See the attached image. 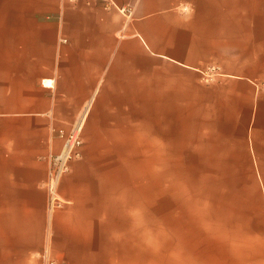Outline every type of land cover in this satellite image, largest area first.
<instances>
[{
    "label": "crops",
    "instance_id": "1",
    "mask_svg": "<svg viewBox=\"0 0 264 264\" xmlns=\"http://www.w3.org/2000/svg\"><path fill=\"white\" fill-rule=\"evenodd\" d=\"M112 1L132 15L97 0H7L0 15V208L19 264L44 250L66 264H201L200 214L153 208L150 189L137 206L136 161L122 159L144 152L151 174L170 141L239 169L264 215V0ZM81 112V155L49 213L47 155Z\"/></svg>",
    "mask_w": 264,
    "mask_h": 264
},
{
    "label": "rangeland",
    "instance_id": "2",
    "mask_svg": "<svg viewBox=\"0 0 264 264\" xmlns=\"http://www.w3.org/2000/svg\"><path fill=\"white\" fill-rule=\"evenodd\" d=\"M6 1L0 0V15ZM167 147V152L153 153L151 174L144 152L122 154L136 161L129 170L136 177L137 206H143L145 189L148 206L150 189L153 208L200 214L201 264H264V215L252 214L254 201L242 198L239 169L220 166L223 162L206 151L173 150L185 146L171 141ZM8 227L0 208V264H19L8 255Z\"/></svg>",
    "mask_w": 264,
    "mask_h": 264
},
{
    "label": "built area",
    "instance_id": "3",
    "mask_svg": "<svg viewBox=\"0 0 264 264\" xmlns=\"http://www.w3.org/2000/svg\"><path fill=\"white\" fill-rule=\"evenodd\" d=\"M105 7H113L116 5L112 0H97ZM120 12L127 17L132 15L130 6L116 7ZM65 40V39H62ZM218 73V67L209 65L203 72L204 78L211 79ZM44 87L52 88L53 79L43 78L40 81ZM257 91L264 92V80L254 81ZM84 112H81L79 117L69 126L68 129L60 128L57 130V135L61 139V145L57 152H50L47 155V174L43 186L47 195V211L53 212L55 209L63 206L65 200L60 196L58 187L62 177L69 171L70 163L73 159L80 157V147L82 145V137L80 135L84 122ZM43 264H66L63 261L52 258L49 253L44 250L38 253Z\"/></svg>",
    "mask_w": 264,
    "mask_h": 264
}]
</instances>
